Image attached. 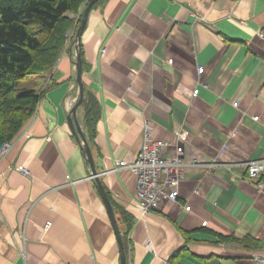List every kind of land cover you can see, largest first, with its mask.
Returning a JSON list of instances; mask_svg holds the SVG:
<instances>
[{
    "label": "crops",
    "instance_id": "1",
    "mask_svg": "<svg viewBox=\"0 0 264 264\" xmlns=\"http://www.w3.org/2000/svg\"><path fill=\"white\" fill-rule=\"evenodd\" d=\"M81 47L89 101L77 119L120 234L116 208L132 220L121 237L127 264H264V0H99ZM73 52L38 77L36 114L0 161V264H122L69 126ZM146 123L152 140L169 144L167 157L181 144L184 165L178 201L148 213L136 205L135 175L115 170L136 159ZM249 161H263L256 180Z\"/></svg>",
    "mask_w": 264,
    "mask_h": 264
},
{
    "label": "trees",
    "instance_id": "2",
    "mask_svg": "<svg viewBox=\"0 0 264 264\" xmlns=\"http://www.w3.org/2000/svg\"><path fill=\"white\" fill-rule=\"evenodd\" d=\"M89 1L0 0V148L16 138L32 120L43 97L37 90H20V83L54 69L67 48L66 34L76 28L75 20L67 14H79ZM81 54L84 64L82 47ZM87 101L89 94L85 92L82 108ZM100 113L98 105L94 104L85 116L90 134ZM116 213L127 227V231L121 233L124 238L132 220L124 210L116 208Z\"/></svg>",
    "mask_w": 264,
    "mask_h": 264
},
{
    "label": "built area",
    "instance_id": "3",
    "mask_svg": "<svg viewBox=\"0 0 264 264\" xmlns=\"http://www.w3.org/2000/svg\"><path fill=\"white\" fill-rule=\"evenodd\" d=\"M168 62L172 64L173 60L170 59ZM203 71V68H199L198 73L202 74ZM198 93V89L194 90L193 96L198 95ZM233 105L237 107L238 103ZM254 120L258 121V117H254ZM145 128L144 142L136 159L133 162H118L115 170L126 168L135 175L137 179L136 205L141 211L148 213L159 210L166 203L178 201L182 183L181 170L184 165L182 146L178 145L174 155L167 157L165 150L169 144L163 140H152L147 133L148 123H146ZM178 137L182 139L184 133L180 132ZM9 147H4L0 154L7 153ZM246 166L249 178L256 180L263 170V161H249ZM18 170L25 175H30V171L23 166H19ZM260 190L264 191V184ZM185 209L190 211L191 207L186 206Z\"/></svg>",
    "mask_w": 264,
    "mask_h": 264
},
{
    "label": "water",
    "instance_id": "4",
    "mask_svg": "<svg viewBox=\"0 0 264 264\" xmlns=\"http://www.w3.org/2000/svg\"><path fill=\"white\" fill-rule=\"evenodd\" d=\"M99 0H91L88 5L85 8V11L83 13V17L81 20V24L77 30V34H76V38L74 41V47L76 50V60H75V66H76V83L78 85L79 88V98L77 103L75 104L74 108L71 111V115L69 118V126L70 129L73 133V135L75 136V138L78 140V142L81 144L82 149L86 155V158L89 162V165L91 167V172H92V177L94 178L98 191L101 195V198L106 206V209L108 211L110 220L113 224L115 233H116V237L118 239V244L120 247V253H121V262L122 264H127V260H126V256H125V252H124V247H123V242H122V238H121V234L117 225V220L112 208V205L110 203V200L108 199V196L106 195V192L100 182L99 179V174L97 172L95 163H94V159H93V155L89 146V143L85 137V135L83 134V131L78 123V119H77V111L79 109V107L83 104V100H84V83L82 81V75H83V62H82V54H81V39H82V35L83 32L85 30L86 27V23H87V18L88 15L91 11V9L93 8V6L98 2Z\"/></svg>",
    "mask_w": 264,
    "mask_h": 264
},
{
    "label": "rangeland",
    "instance_id": "5",
    "mask_svg": "<svg viewBox=\"0 0 264 264\" xmlns=\"http://www.w3.org/2000/svg\"><path fill=\"white\" fill-rule=\"evenodd\" d=\"M91 1V0H90ZM89 1V2H90ZM88 2V3H89ZM88 4H86V5H84L83 7H82V10H81V12L80 13H82L83 14V12L85 11V8H86V6H87ZM94 7V6H93ZM80 13L79 14H77L76 16H78V18L76 17V21H75V27H76V29H77V27H78V24L80 23L79 21L82 19V16L80 17ZM74 15V14H73ZM67 16H72V13H68L67 14ZM104 52H105V49L104 50H102V53L104 54ZM39 79H38V77H35V78H29V79H27V80H24V81H22L21 83H20V86H19V89L20 90H37L36 88H38V86H39V81H38ZM39 89V88H38ZM194 93V92H193ZM15 139L16 138H14L13 140H11V141H9V142H6V143H4L2 146H1V148H0V152L3 150V148L4 147H6V146H10L9 147V149H8V152L6 153L5 152V154H0V161L2 160V159H4V158H6V156H8V154L10 153V151L12 150V148H13V143H14V141H15ZM6 144H8V145H6ZM120 162H123V161H120ZM186 210V209H185ZM48 229V228H47Z\"/></svg>",
    "mask_w": 264,
    "mask_h": 264
},
{
    "label": "bare ground",
    "instance_id": "6",
    "mask_svg": "<svg viewBox=\"0 0 264 264\" xmlns=\"http://www.w3.org/2000/svg\"><path fill=\"white\" fill-rule=\"evenodd\" d=\"M80 48H81V47H80ZM179 145L181 146V144H179ZM136 180H137V179H136ZM142 212H143V211H142ZM49 224H50V223H47L46 226H45V228H49V226H50Z\"/></svg>",
    "mask_w": 264,
    "mask_h": 264
}]
</instances>
